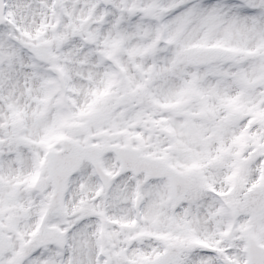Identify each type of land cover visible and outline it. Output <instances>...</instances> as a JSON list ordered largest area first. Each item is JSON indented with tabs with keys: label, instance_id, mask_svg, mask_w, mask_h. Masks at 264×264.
I'll use <instances>...</instances> for the list:
<instances>
[{
	"label": "snow or ice",
	"instance_id": "6c2138e0",
	"mask_svg": "<svg viewBox=\"0 0 264 264\" xmlns=\"http://www.w3.org/2000/svg\"><path fill=\"white\" fill-rule=\"evenodd\" d=\"M0 264H264V0H0Z\"/></svg>",
	"mask_w": 264,
	"mask_h": 264
}]
</instances>
